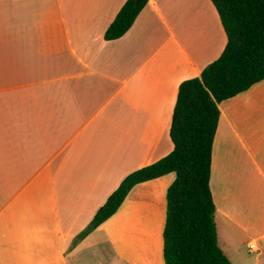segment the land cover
Wrapping results in <instances>:
<instances>
[{"label":"crops","instance_id":"0c3cea01","mask_svg":"<svg viewBox=\"0 0 264 264\" xmlns=\"http://www.w3.org/2000/svg\"><path fill=\"white\" fill-rule=\"evenodd\" d=\"M126 1L0 0V264H165L175 173L135 186L73 244L127 175L173 151L179 86L227 35L212 0H149L108 41ZM219 109V245L233 264H264V80Z\"/></svg>","mask_w":264,"mask_h":264},{"label":"trees","instance_id":"16d2710c","mask_svg":"<svg viewBox=\"0 0 264 264\" xmlns=\"http://www.w3.org/2000/svg\"><path fill=\"white\" fill-rule=\"evenodd\" d=\"M148 2L127 0L105 39L122 38ZM212 2L227 35V45L201 77L179 86L170 130L173 151L127 175L74 246L116 214L135 186L175 173L167 192L165 264H233L218 241L217 208L210 185L213 147L221 116L219 104L264 80V0Z\"/></svg>","mask_w":264,"mask_h":264},{"label":"rangeland","instance_id":"374dc122","mask_svg":"<svg viewBox=\"0 0 264 264\" xmlns=\"http://www.w3.org/2000/svg\"><path fill=\"white\" fill-rule=\"evenodd\" d=\"M216 223H217V221H216ZM217 224H218V223H217ZM220 230H221V229H220ZM220 230H219V231H220ZM219 234H220V237H221V236H222V233H221V232H219Z\"/></svg>","mask_w":264,"mask_h":264},{"label":"built area","instance_id":"2783aa9c","mask_svg":"<svg viewBox=\"0 0 264 264\" xmlns=\"http://www.w3.org/2000/svg\"><path fill=\"white\" fill-rule=\"evenodd\" d=\"M250 248L253 249V245H250Z\"/></svg>","mask_w":264,"mask_h":264},{"label":"water","instance_id":"95a60500","mask_svg":"<svg viewBox=\"0 0 264 264\" xmlns=\"http://www.w3.org/2000/svg\"><path fill=\"white\" fill-rule=\"evenodd\" d=\"M139 2L142 1V0H138Z\"/></svg>","mask_w":264,"mask_h":264}]
</instances>
